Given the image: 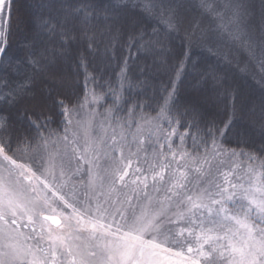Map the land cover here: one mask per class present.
I'll use <instances>...</instances> for the list:
<instances>
[{
    "label": "snow or ice",
    "instance_id": "obj_1",
    "mask_svg": "<svg viewBox=\"0 0 264 264\" xmlns=\"http://www.w3.org/2000/svg\"><path fill=\"white\" fill-rule=\"evenodd\" d=\"M16 2L0 0V264H264V0L254 29L249 0H23L14 39ZM73 67L91 69L82 97ZM85 104L110 135H70Z\"/></svg>",
    "mask_w": 264,
    "mask_h": 264
},
{
    "label": "trees",
    "instance_id": "obj_2",
    "mask_svg": "<svg viewBox=\"0 0 264 264\" xmlns=\"http://www.w3.org/2000/svg\"><path fill=\"white\" fill-rule=\"evenodd\" d=\"M28 2L31 3L32 0H28ZM227 2H228V0H218V3H220L221 5H224ZM249 2L255 4L256 15H255V19H254L253 25L250 26L251 29H254L256 26H258L260 24L259 13H260V10H261V0H249ZM13 7L15 9L12 12L13 33H14L13 38L16 39V38H19L21 35H23L24 25H23V22H22L21 18H26L27 13H28V9H26L23 6V0H17L16 4ZM229 27H231V25H229ZM222 47H223V50L225 52H227L229 50V48H228L226 43L222 44ZM259 55H260L259 54V50H257V56L259 57ZM96 63L98 64L99 61H97ZM93 66H95V65H93ZM80 71L82 73L81 75H79V76L75 75V68L73 67V69H72V73L73 74L68 77L66 90H67L69 95H72L74 97L77 94L80 95L81 97L83 95V87H84V83H85L83 73L85 71H87L89 74H91V69L85 70V69L81 68ZM88 88L91 90L92 85L89 84ZM137 91H140V89L139 88L134 89V91H133V99H135L134 93L137 92ZM149 95H152V90H149ZM108 106L109 105H106L105 107L107 108ZM155 114L156 113L152 112L151 109H145L144 111L138 113V116L139 115H144V116L149 117V119H150L151 117L155 116ZM138 123H141L144 126H148V122L147 121H140L138 119ZM53 127H55V125H53ZM232 139H233V144L231 146L235 147L236 140H235V138H232ZM238 150L247 151V149H245L242 144L240 145V149H238Z\"/></svg>",
    "mask_w": 264,
    "mask_h": 264
},
{
    "label": "rangeland",
    "instance_id": "obj_3",
    "mask_svg": "<svg viewBox=\"0 0 264 264\" xmlns=\"http://www.w3.org/2000/svg\"><path fill=\"white\" fill-rule=\"evenodd\" d=\"M10 0H5L6 5H10ZM4 20L8 19V7L6 6L3 11ZM95 106L90 110L85 104L82 110H77L72 114V125L69 126L70 135H75L81 138V142L85 139L103 138L110 135L112 128L101 122V118L97 115ZM102 111V110H99ZM110 123V122H109ZM149 127L145 126V130ZM135 131V129H133Z\"/></svg>",
    "mask_w": 264,
    "mask_h": 264
}]
</instances>
